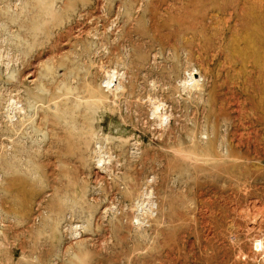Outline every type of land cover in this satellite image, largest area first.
<instances>
[{"label": "rangeland", "instance_id": "rangeland-1", "mask_svg": "<svg viewBox=\"0 0 264 264\" xmlns=\"http://www.w3.org/2000/svg\"><path fill=\"white\" fill-rule=\"evenodd\" d=\"M0 264H264V0H0Z\"/></svg>", "mask_w": 264, "mask_h": 264}]
</instances>
